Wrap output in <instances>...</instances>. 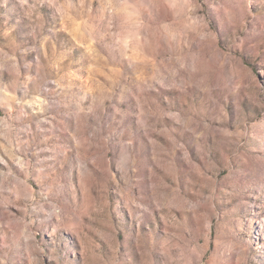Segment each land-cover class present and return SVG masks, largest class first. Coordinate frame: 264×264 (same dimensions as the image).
Instances as JSON below:
<instances>
[{"label": "rangeland", "instance_id": "rangeland-1", "mask_svg": "<svg viewBox=\"0 0 264 264\" xmlns=\"http://www.w3.org/2000/svg\"><path fill=\"white\" fill-rule=\"evenodd\" d=\"M0 264H264V0H0Z\"/></svg>", "mask_w": 264, "mask_h": 264}]
</instances>
